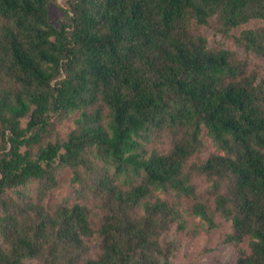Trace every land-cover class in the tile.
<instances>
[{
  "label": "trees",
  "instance_id": "obj_1",
  "mask_svg": "<svg viewBox=\"0 0 264 264\" xmlns=\"http://www.w3.org/2000/svg\"><path fill=\"white\" fill-rule=\"evenodd\" d=\"M56 1L0 0V264H169L181 199L210 230L230 222L234 264H264V71L249 58H264V0H64L60 29ZM252 20L233 37L243 56L191 30ZM73 114L63 138L56 122ZM204 130L206 201L187 168ZM163 132L170 149H148ZM61 168L84 202L51 209Z\"/></svg>",
  "mask_w": 264,
  "mask_h": 264
},
{
  "label": "rangeland",
  "instance_id": "obj_2",
  "mask_svg": "<svg viewBox=\"0 0 264 264\" xmlns=\"http://www.w3.org/2000/svg\"><path fill=\"white\" fill-rule=\"evenodd\" d=\"M66 4L64 0H57L49 5L50 23L57 29L65 21ZM263 23L259 20H252L247 25L240 26L232 30L228 36L218 33L213 22L208 25H198L192 23L191 30L197 35L205 37L209 47L225 48L236 52L239 56H243V52L237 48L234 36L239 35L243 30L255 29L262 26ZM251 68L258 70L260 73L264 71V58L257 57L254 54H249ZM76 114L70 115L67 118L59 119L55 125V131L61 137L65 138L74 128V119ZM202 147L188 162L187 168L191 169L193 182L196 186L198 198L206 201L211 199L212 182L196 171L195 167L204 162L211 154L216 152L212 141L207 136L206 130L203 131ZM148 149H156L160 152H166L170 149V140L166 132L156 135ZM73 174L69 168H61L58 171V186L48 196L45 205L51 209L61 205H73L76 202L83 200L78 198V185L73 183ZM35 184L28 186V191L33 192ZM157 196L161 198L171 197L158 192ZM84 202V201H83ZM192 200L181 199L178 203L183 211L184 228L180 229L174 225L162 239L165 244H170L173 248V253L170 257L169 264H234L235 251L232 244L226 242V237L231 231L230 222L223 218H217V228L210 230L199 218L192 215L188 208L192 204ZM87 205L91 208L92 223L97 229L100 225L101 214L95 207L96 202L92 199H87ZM87 244L90 248V257H96L100 253L99 241L97 238L88 239ZM33 264V263H32Z\"/></svg>",
  "mask_w": 264,
  "mask_h": 264
}]
</instances>
